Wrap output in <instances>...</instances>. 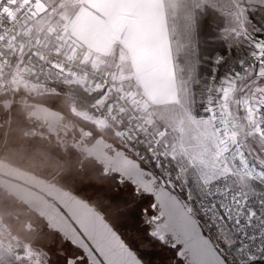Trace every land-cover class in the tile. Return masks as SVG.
<instances>
[{
    "label": "snow or ice",
    "instance_id": "6c2138e0",
    "mask_svg": "<svg viewBox=\"0 0 264 264\" xmlns=\"http://www.w3.org/2000/svg\"><path fill=\"white\" fill-rule=\"evenodd\" d=\"M242 38L252 41V62L241 59L217 82V57L199 111L177 97L174 124L145 113L116 133L112 199L121 222L91 238L76 227L82 243L65 239L58 264H171L160 252L137 254L138 244L156 242L177 264H230L226 252L264 264V35Z\"/></svg>",
    "mask_w": 264,
    "mask_h": 264
},
{
    "label": "flooded vegetation",
    "instance_id": "af4514ba",
    "mask_svg": "<svg viewBox=\"0 0 264 264\" xmlns=\"http://www.w3.org/2000/svg\"><path fill=\"white\" fill-rule=\"evenodd\" d=\"M26 83L32 88H23ZM84 110L69 91L46 86L44 80L0 87V160L68 191L92 209L99 226L110 222L115 227L121 222L122 204L112 199L117 186L111 161L121 139ZM0 219L17 238L31 240L52 231L67 239L2 188ZM156 243L146 251L160 252L177 264L173 250ZM225 255L230 264H239L235 254Z\"/></svg>",
    "mask_w": 264,
    "mask_h": 264
},
{
    "label": "crops",
    "instance_id": "0c3cea01",
    "mask_svg": "<svg viewBox=\"0 0 264 264\" xmlns=\"http://www.w3.org/2000/svg\"><path fill=\"white\" fill-rule=\"evenodd\" d=\"M40 1L48 0H38L35 12ZM66 1L62 46L87 60L103 59L105 69L131 84L144 114L170 123L178 108L174 101L182 100L169 23V9L175 7L169 0ZM240 2L245 9L264 4V0Z\"/></svg>",
    "mask_w": 264,
    "mask_h": 264
},
{
    "label": "built area",
    "instance_id": "2783aa9c",
    "mask_svg": "<svg viewBox=\"0 0 264 264\" xmlns=\"http://www.w3.org/2000/svg\"><path fill=\"white\" fill-rule=\"evenodd\" d=\"M38 0H0V87H10L20 71L60 84H77L99 93L105 112L130 125L132 116L144 115L129 82L103 67V59L87 60L60 48L62 26L42 35L30 21ZM0 252L9 264L22 258L16 235L0 219Z\"/></svg>",
    "mask_w": 264,
    "mask_h": 264
},
{
    "label": "rangeland",
    "instance_id": "374dc122",
    "mask_svg": "<svg viewBox=\"0 0 264 264\" xmlns=\"http://www.w3.org/2000/svg\"><path fill=\"white\" fill-rule=\"evenodd\" d=\"M178 0H169L171 7L177 6ZM193 6H201L203 4L212 5L219 12L225 16V24L221 30V34L226 39L227 45H231L236 49L239 54V61L241 59L245 60L249 64L252 62V49L250 48L251 39L245 40L242 37L247 34L249 38L260 37V30L253 24L249 18V14L257 17L262 24L264 25V4L259 7H249L245 9L240 0H191ZM40 6L37 7L35 12L36 20L33 23V30L40 31L42 35L48 33V29L53 27L61 26V18L63 17V11L66 10V7H69L66 0H48L40 1ZM187 16V15H185ZM184 16V19L187 18ZM191 22V21H190ZM189 21L184 22L183 34L180 36L176 35L174 39V44L176 45V56L179 57V54H182V70L185 69L186 72L183 74L180 82L182 101L188 103L191 98V83L195 80V70H194V61L192 62V55L195 53V42L193 39V34L191 33L192 27ZM235 33H239L240 37L238 38ZM264 35V33L262 34ZM193 36V37H192ZM60 48L65 49L61 44ZM225 75V74H224ZM223 75V76H224ZM222 76V77H223ZM221 78V77H220ZM220 78L216 79L217 82ZM44 80V78H38L36 76H31L27 72L20 71L17 76L14 78L12 84H21L23 81L31 80ZM246 83V82H245ZM69 84H62L63 87L67 88ZM23 88L30 89L32 88L31 84H23ZM213 83L208 87L209 91L214 88ZM209 94V93H208ZM207 94V96H208ZM207 98V97H206ZM206 98L204 100H206ZM203 107V105H202ZM88 112L86 114L91 115L100 122L103 126L108 127L111 130V133L115 134L120 131L122 128H127L130 125L126 122H120L113 119L105 112L102 100L97 98L92 104V110H84ZM170 123L174 124L176 120L182 115V108L178 107L176 113H171ZM148 117H150L148 115ZM117 136V135H116ZM118 137V136H117ZM120 138V137H118ZM121 139V138H120ZM11 231V229H10ZM12 232V231H11ZM20 245V250L22 249V258L17 264H58L57 253L62 249L66 248L67 245L57 234L52 231H44L39 233L37 237L31 240L17 238ZM137 240L139 238L136 237ZM137 248L141 253H144L149 247H146L143 244H138ZM0 264H9L7 263L4 254L0 252Z\"/></svg>",
    "mask_w": 264,
    "mask_h": 264
},
{
    "label": "trees",
    "instance_id": "16d2710c",
    "mask_svg": "<svg viewBox=\"0 0 264 264\" xmlns=\"http://www.w3.org/2000/svg\"><path fill=\"white\" fill-rule=\"evenodd\" d=\"M191 0H178L174 9H169V23L172 32V40L175 36L184 33L183 23L191 21L193 39L195 42V53L192 55L194 63L195 80L191 83V98L197 101V111L202 108V103L209 93L208 87L212 83L213 61L217 57H223L224 63L220 65V70L216 74V79L224 74L231 72L234 68L239 70V54L234 47L229 50L226 39L221 34V30L225 24V15L209 4L201 6H193ZM187 15V16H185ZM184 16L187 17L184 19ZM253 24L260 30L259 35L264 33V25L252 14L248 15ZM176 47V45H175ZM182 54L176 57L178 77L182 78L186 72L182 70ZM38 78H43L38 76ZM46 86L65 89L69 91L74 104L85 110H92L93 102L99 97V93L89 92L85 88L77 84H70L67 88L62 84L46 79ZM22 248V247H20ZM22 250V249H21Z\"/></svg>",
    "mask_w": 264,
    "mask_h": 264
},
{
    "label": "water",
    "instance_id": "95a60500",
    "mask_svg": "<svg viewBox=\"0 0 264 264\" xmlns=\"http://www.w3.org/2000/svg\"><path fill=\"white\" fill-rule=\"evenodd\" d=\"M0 188L36 211L67 239L82 243L76 227L90 238L98 234L99 223L86 203L68 191L1 160Z\"/></svg>",
    "mask_w": 264,
    "mask_h": 264
}]
</instances>
